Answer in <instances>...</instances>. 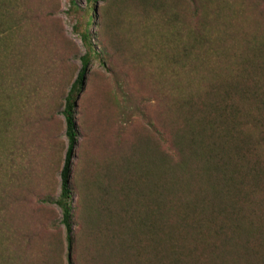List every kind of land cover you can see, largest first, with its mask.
I'll use <instances>...</instances> for the list:
<instances>
[{"label":"rangeland","instance_id":"374dc122","mask_svg":"<svg viewBox=\"0 0 264 264\" xmlns=\"http://www.w3.org/2000/svg\"><path fill=\"white\" fill-rule=\"evenodd\" d=\"M73 1L0 0V264L144 262L145 181L129 162L141 143L178 160L172 80L200 92L240 74L239 88L264 94V0ZM83 31L95 55L74 107L67 249L52 200L66 148L60 111ZM247 110L256 114L250 101L239 105L237 136L263 168L264 122L255 126Z\"/></svg>","mask_w":264,"mask_h":264},{"label":"trees","instance_id":"16d2710c","mask_svg":"<svg viewBox=\"0 0 264 264\" xmlns=\"http://www.w3.org/2000/svg\"><path fill=\"white\" fill-rule=\"evenodd\" d=\"M87 2L91 8L94 0ZM80 38L85 52L60 111L66 148L59 192L52 200L60 211L67 249L71 243L69 171L76 142L74 107L89 60L95 55L89 34L83 31ZM180 51L186 56L190 48ZM182 56L176 52L169 60L175 65ZM254 61L255 56L246 64ZM240 79L239 74L237 80L211 84L214 88L200 92L186 80H172L175 117L181 120L173 133L178 160L169 162L152 145L141 143L137 157L129 162L146 188L138 228L147 236V254L140 264H264V167L256 160L248 161L249 153H243L248 151L246 141L236 132L239 105L245 101H250L256 114L247 110L243 116H250L255 126L264 122V94L257 92L260 86L239 88ZM191 178L198 182L194 187L189 184Z\"/></svg>","mask_w":264,"mask_h":264}]
</instances>
